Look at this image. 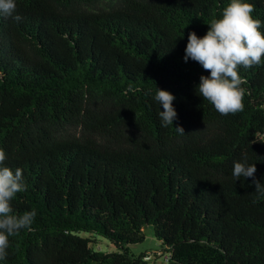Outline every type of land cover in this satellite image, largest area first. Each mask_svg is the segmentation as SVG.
<instances>
[{
	"label": "trees",
	"instance_id": "trees-1",
	"mask_svg": "<svg viewBox=\"0 0 264 264\" xmlns=\"http://www.w3.org/2000/svg\"><path fill=\"white\" fill-rule=\"evenodd\" d=\"M229 2L16 0L20 22L0 15V149L27 185L14 212L37 213L0 264H146L128 247L148 226L168 264H264V196L232 176L246 159L264 185V57L238 68L244 109L227 116L184 60ZM247 2L264 33V0Z\"/></svg>",
	"mask_w": 264,
	"mask_h": 264
},
{
	"label": "clouds",
	"instance_id": "clouds-1",
	"mask_svg": "<svg viewBox=\"0 0 264 264\" xmlns=\"http://www.w3.org/2000/svg\"><path fill=\"white\" fill-rule=\"evenodd\" d=\"M16 0H0V15L20 22L23 17L16 14ZM255 7L247 0H230L222 8L219 18L208 23L209 30L200 38L195 32L188 35L184 60L198 62L210 76L200 77L197 87L199 95L208 101L215 110L224 116L236 114L244 109V92L241 87L244 80L238 72L239 67L245 70L259 66L264 57V33L261 32L262 21L253 17ZM163 111L158 116L162 127H173L177 112L173 107L175 97L169 91L156 88L154 97ZM175 131L184 135L180 126ZM6 154L0 149V260L7 257L9 237L18 235L22 229L31 230L37 213L33 209L23 214H16L11 201L18 193L27 190L22 169L15 171L4 166ZM257 171L255 164L234 162L232 176L236 180L252 177L255 192L264 196V185L254 178Z\"/></svg>",
	"mask_w": 264,
	"mask_h": 264
},
{
	"label": "rangeland",
	"instance_id": "rangeland-1",
	"mask_svg": "<svg viewBox=\"0 0 264 264\" xmlns=\"http://www.w3.org/2000/svg\"><path fill=\"white\" fill-rule=\"evenodd\" d=\"M145 236L146 239L143 243L130 245L128 247L130 254L135 257H138L142 254L152 255V259L148 260L146 264H168L167 258L169 257V253L162 251L164 247L155 238L153 228L151 226L145 228ZM99 245L101 246L103 251H117L116 247L110 244V242H108L107 240H100ZM161 251L163 252V255H161Z\"/></svg>",
	"mask_w": 264,
	"mask_h": 264
},
{
	"label": "built area",
	"instance_id": "built-area-1",
	"mask_svg": "<svg viewBox=\"0 0 264 264\" xmlns=\"http://www.w3.org/2000/svg\"><path fill=\"white\" fill-rule=\"evenodd\" d=\"M144 259H145L146 261L151 260V259H152V255H150V254H146L145 257H144Z\"/></svg>",
	"mask_w": 264,
	"mask_h": 264
}]
</instances>
